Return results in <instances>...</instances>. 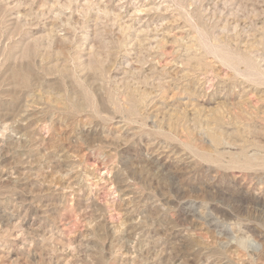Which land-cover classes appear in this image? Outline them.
<instances>
[{
	"label": "rangeland",
	"instance_id": "374dc122",
	"mask_svg": "<svg viewBox=\"0 0 264 264\" xmlns=\"http://www.w3.org/2000/svg\"><path fill=\"white\" fill-rule=\"evenodd\" d=\"M0 264H264V0H0Z\"/></svg>",
	"mask_w": 264,
	"mask_h": 264
},
{
	"label": "bare ground",
	"instance_id": "6f19581e",
	"mask_svg": "<svg viewBox=\"0 0 264 264\" xmlns=\"http://www.w3.org/2000/svg\"><path fill=\"white\" fill-rule=\"evenodd\" d=\"M213 138V141L214 142H220V138H219V135L218 134H215L214 136H212ZM240 239V238H239Z\"/></svg>",
	"mask_w": 264,
	"mask_h": 264
}]
</instances>
